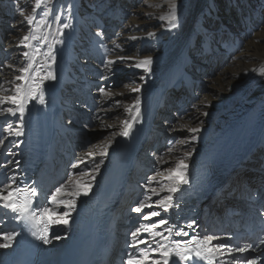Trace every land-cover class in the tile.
<instances>
[{
    "label": "bare ground",
    "instance_id": "obj_1",
    "mask_svg": "<svg viewBox=\"0 0 264 264\" xmlns=\"http://www.w3.org/2000/svg\"><path fill=\"white\" fill-rule=\"evenodd\" d=\"M9 1L10 0H7V2L2 1L1 5L4 6V4H8ZM85 1L91 4V8L94 7L91 10V15L93 13L95 14V17L99 18V23L96 26L94 33L89 35L88 40L89 43H92L93 45V47L91 48L92 51L95 53L96 51H98L99 53L98 58L96 59V57L93 56V59H96L98 61L101 69L95 67L92 64L93 62L89 63V66H85V64L82 65V67L76 66L75 61L77 58L73 57L75 62L74 65L76 67H72V62L68 61L67 63H64L62 65V70L60 72L61 74L58 75L57 69L54 68V63L50 61L51 56L48 55L50 51L52 53V49L48 45V42L44 41L43 43H41L42 41L39 40H42V38L37 34V40H29L25 42L29 44L31 48H34V53L30 52V54L33 53L32 56H30L33 60V69L27 75H34L35 70L39 69L41 76H44L49 71H51L56 77L55 80L43 81V84L41 85V88L46 89V94L44 96L45 102L41 104L40 117L43 120V132L46 142L45 159L47 168L51 169L53 168V166L62 162L63 153L65 152L64 149L71 150L73 148L72 133L77 132L78 130H85L87 127V125H84L83 128L75 127L76 114L69 117L68 120H66L64 123L65 114L63 111L64 107L60 103L61 97L63 99H72L74 98L75 94L74 90H76V101L80 105L77 106L78 109H76L75 112L88 114V117L93 118L95 121L94 123H96V125H99L97 128H106L102 126V122L103 124L111 125V127L106 128L109 131V133L106 134V138L104 137L99 142H95L92 145L90 151L84 154L85 157H81V159L78 160L79 175H71L70 179L66 182L64 180L63 174L54 173V176L57 177L58 181L61 180V182H58V187H60L61 185H65L66 193L75 192L76 188L74 187V184L77 181H83L85 183L82 186L89 187L88 195H83V193L81 192V195L76 197H71L68 195L58 197V200H68L74 198L76 201V207L72 210L64 208L62 205L49 203L48 197L54 192V190L52 189H54L55 187L51 188L48 194H44L42 196V198L46 202L45 206L54 208L58 213L70 211V215L67 217L69 223L66 226L53 225L54 230L60 234V239L58 240L59 243L61 245L67 244L69 239L74 235L77 229V222L81 218V215L85 208L86 200L95 193L96 189L101 186V184L106 180V178L114 168L116 159L118 158L127 138L119 135V132L122 129L121 122L124 119L128 118V114L127 112H125V107L132 104L136 97H139L141 111L144 102H146L151 94L150 90L152 91L154 89L156 91V105L154 103L155 107L153 106L152 113L156 112L157 114H152L149 121V127L147 125L148 130L146 127L144 136L137 146V151L134 154L128 168L125 190H131L132 192L129 184L131 183V185L134 186L135 183H137L136 174L137 176L142 175L144 169L147 171L149 170V168L153 170L155 175H151L152 178H150V184L145 187L146 191L144 192V194H142L144 198H146V201H144L146 206L142 208V210H144L145 208H151L152 211H157L163 214V217H160L159 221L162 219L166 220L167 224L160 225L159 221L157 220V223L155 225H151L149 223L150 220H146L144 218L141 219V215L138 217L143 221H148V223H142L139 227V229H141V234L138 238H142L143 240L147 241L146 246L143 248L142 252L145 249L157 248L158 244H165L169 247H172L171 232L166 231V229H171L173 225L178 201L182 197L184 191L187 190L191 182L197 176L201 175L203 170V168H201L202 165L218 152L219 153L217 157L220 155L221 157L216 163L217 174L213 178L208 180L207 185L204 189V194L201 198V211L205 215V219L201 223L202 228L200 231L199 241H202L206 236H211L214 238L211 241V245L220 243L227 245V234L220 235L219 237L215 236V234H217L218 224L220 225L227 220L237 222L234 213L241 210L253 211L255 213H258L259 215H262V217L264 218V212L263 209H261V203L264 202V190L262 191V188H259L257 189L258 191H255V193L251 197L247 195L251 191V186H253L252 181L257 180V182H260L261 185L263 184L262 186H264V178H259L258 175L252 176L249 174L251 180H253L251 182L249 180V183H244V185L241 186L243 190L242 194L244 196V198H240L241 201L244 200V205L242 206V208L236 209L234 207V204H232L231 206H228L227 209H225V215L221 216L219 214L214 215L213 213H215L216 211H212L211 215V208L209 209V204L207 208L205 207L206 202L209 203L211 199L215 198L214 190L216 188L221 186L220 189H225V184H223L225 178H229V186L227 191L232 192L233 190H236L239 194L238 189L236 188L238 184L242 183V173L230 177V174L227 175L226 171L232 172L233 170H235L234 172H236L240 170L239 168L243 167V162L249 159L251 155V160H254L256 157L264 154V148L256 149L259 143H264V44L260 45V41L257 43L255 39L254 41L250 40V42H248L247 44H245L244 42V44L242 43V45L240 38L225 40L227 33H224L223 31H233V29L229 24L230 21L224 23L222 20H220L222 18L221 16H217L219 27L215 31H212L211 29L207 31L206 29H204V34V31L200 30L202 41H200L197 46L193 47L192 52L194 53V55H199V57L202 58L201 61L204 62V60H209L211 49L214 50V47L209 45V37L211 35L212 37L213 35L217 36L216 34L218 32L222 35L221 39H219V44L226 49V52L232 51L235 48H239L240 53L238 54V57H232L231 59L227 53L220 57L216 55V53L212 54V60L210 59L209 62L213 61L212 65L217 64L216 67L218 68L221 66L222 71L224 72L223 77L217 80L218 83H215V85L219 89L215 88V85H213L212 89H207L205 91L202 90L201 93L205 94L204 97H202L201 102H199L200 104H194L193 101L190 100L191 98L188 97L185 105H181L182 109L179 111V113H183L184 110H188L190 112V117L182 122L184 126V129L181 130V133L183 132V141H191V136L193 134L188 131L189 128L198 127L200 128V131L194 134L196 136V139L194 141L181 144L179 149L176 148L175 151H173V154L169 156L167 160L162 161L156 157V154H154V147L157 145L159 146L160 143L156 141L153 129L158 121H161L162 124L169 125L168 118H163L162 115L158 114L157 112L160 111L162 105V97L165 95V102V97L168 99L170 96V86L166 82V75L164 74V70L166 64L169 63L167 62V60H175L176 62L183 61V57L191 52V47L189 46L181 54L182 50L185 47V44H181L182 46L178 45L176 53L172 56L171 52L173 50L171 51L170 45L173 42L172 40L171 42L166 41V43L160 47L159 51L156 50L157 52L155 53V57L152 58L150 72H146L143 68H140L141 70H137V74L129 76L128 74H126L127 72L123 71V73L125 72L126 78L131 83H128V85L126 84L127 88L125 90L123 89L122 92L108 91V89H110V85H112L113 83L112 81L115 80V75L117 73H121V68L130 67L134 69L132 67L134 57L136 58L137 63H139L140 60L146 58L144 56L146 48L144 49V51H142L141 47L137 48L136 46V48L133 50L135 52V56L131 57L130 54L132 51H130L127 47L130 44H136L139 41L140 43H142L143 39L147 40L144 31L148 28L151 29L150 25L154 27L153 24L156 25L158 23L156 19L154 20V16L156 15L154 12H158L159 9L161 10L162 7H164L161 5V3L163 4L165 0H131V7L126 10V14L123 13V9L120 5V0ZM143 2L145 6H147L145 13H147L148 10L150 11L149 15L151 19L148 24H146L143 19L138 18L136 15L137 12L142 9ZM182 2V0H178V3L175 4L177 16H179L178 10ZM231 2L232 0H226L225 6L227 11L228 7H230ZM22 3L27 4L28 0H24L22 1ZM22 3H20V7H23ZM10 5L13 6L15 4L11 2ZM56 5L57 3L55 1L49 4V13H52L55 10ZM159 5H161L162 7ZM254 6L256 7V9L254 10L256 17L255 21L257 22V25H259L257 31H261L259 33L262 36L264 35V0H256ZM85 9L86 6L84 10ZM237 9L240 10L239 4L237 5ZM36 12H39V10L37 9ZM133 17L136 18L135 21L128 29H125L123 22L125 20H130L131 18L133 19ZM175 23H177V20L175 21ZM200 24L201 23H199V20H197L196 25ZM21 25L22 23H17L13 27V32L7 43L8 49L5 50L6 55L8 56L7 60L10 59L9 55L12 48H15L16 55L22 54L20 47H23V44L20 43V39L24 36V28L21 27ZM97 33H100V35H97ZM241 33L243 32L240 30L236 31V35ZM18 34L21 36L17 39L18 45L14 46L13 43L11 44V41L13 42L14 37ZM260 34H257V36L260 37ZM132 37H135V39H132ZM192 38L193 37H191L190 40ZM116 45H120V47L117 48ZM163 46L166 49L162 50V48H164ZM252 48L256 51L258 50L262 52L260 53V58L254 60L251 54L248 55V53L245 52V50L250 51V49ZM18 49H20V51H18ZM148 49H150V47H148ZM92 51L90 52L91 55ZM214 51L218 52V54L221 53V50L218 49V46ZM83 55L86 62L90 60V56L86 52H83ZM119 57H131V59L120 60L118 59ZM24 60L25 59L22 54V58L19 60V64L17 67H15L14 63L9 65V70L5 74L6 77H2L5 81H3V84H1L2 88L8 89L9 91H0V96L14 94V85L17 83L24 84L25 89L28 88V84H30L31 81H28V84H25L23 81H16L14 79L15 76L22 75V73L19 72V69L23 67L22 63ZM107 60L116 61L115 64L110 66L111 71L104 67V62ZM222 60L224 62V65H221ZM38 61L42 62L43 65H38ZM164 63L166 64L163 67ZM40 66L44 68L42 71V68H39ZM191 67L192 75L193 72H198V69L193 67L192 64ZM158 71H163L160 74L159 78H165V81H163L164 86L162 87L155 86V81L152 82L153 79L151 76L156 75ZM141 77H143V79H141ZM186 77H189L192 81L191 85L187 87V91L190 94H197L198 92L192 93V85H195V82L193 83L194 80H192L188 72H186ZM153 78L157 79L156 76H154ZM79 81L81 82L80 85L78 83ZM102 82H104V86L101 88H104L105 91H108L106 93L111 94H104L103 99L100 100L98 104L99 106L95 107L93 111V113L95 114H89L87 109H93L92 104L93 100L95 101V99L86 101L84 97H81V94L85 92L86 94L89 93V95H92V91H95V89L98 92V84ZM77 83L79 88L76 87ZM181 85L183 86V84ZM181 85H176L174 87V95L178 94L175 90H178ZM133 88H139L140 91L133 92ZM162 90L164 91L162 92ZM194 91H196V87ZM120 93H123V95H120ZM148 93L149 96H147ZM37 95L38 96L35 100L29 99L25 101L23 123H21L19 111L16 112L15 116L8 113L0 115V141L4 142L2 145H0V178L7 179L6 183H12V180L10 178H14L15 180L16 176H18L21 169L23 168L25 161L30 156L34 140L33 128L36 113L34 107L35 102L39 98V93ZM89 95H86V97L89 98ZM182 95L186 96V93ZM184 96H181V98ZM117 100L121 101V104L119 106L116 105ZM6 108L16 109V105L11 104L10 102H4L0 104V109ZM205 113H207V115H205ZM184 114H186V111ZM183 126L179 127L178 130L182 129ZM18 131L20 132V135L16 134ZM61 142L62 145L60 146ZM219 142L221 143L220 146L216 147ZM66 144H68V146H66ZM105 145H108L107 155L102 158L99 155V152ZM187 149L188 152H191V155L187 157L185 161L188 164L186 175L189 182L187 184L179 185L178 191L174 193L170 192L171 194L168 195L169 191H167V188L174 183L173 180L168 179V169L175 167L176 161L179 158L184 157V153ZM89 153H92L93 155L90 156L88 155ZM225 153L226 155L223 157ZM257 160L260 165L254 163L252 165L264 170V160L260 158H258ZM97 164L99 165V170L94 172L93 169ZM59 166L61 167L62 164H60ZM51 171L54 172V168ZM80 173H86V175L81 177ZM14 185L15 183L12 184L13 188ZM152 189H155V192L151 191ZM253 189L254 188H252V190ZM169 196L172 197L170 202L171 206L165 210L160 202ZM128 197V195L124 197V200L121 202V208H119V210L115 213V217L112 221V229H114L116 232L118 229L117 223L120 219L119 216L117 217L118 212L122 211L123 214V210H126L127 206L130 204V201H128L130 199H128ZM150 219H156V217H151ZM208 224L212 225L211 229L213 230L212 233H214V235H211L210 231L204 229V227H206V225ZM146 228L150 229L151 232L162 233L163 237H166L167 239H163L160 236L153 237L151 235V232L144 231V229ZM4 233V231L1 232L0 237H2ZM117 235L119 237V234ZM13 242L14 240L10 243L9 247L13 244ZM9 247L0 248V262L4 261ZM231 249L233 248L228 245V249L222 250L224 252V255H217L218 264L220 261H228L230 262V264H242V262H240V260L238 259L240 255H247L246 259H256L257 261L260 260V254L255 253L250 248H247L244 253H233V257H235V259H233V257L227 255V252ZM160 257L161 256L159 255V251L150 253L149 260L146 261V264H151V261L158 260Z\"/></svg>",
    "mask_w": 264,
    "mask_h": 264
},
{
    "label": "rangeland",
    "instance_id": "obj_2",
    "mask_svg": "<svg viewBox=\"0 0 264 264\" xmlns=\"http://www.w3.org/2000/svg\"><path fill=\"white\" fill-rule=\"evenodd\" d=\"M2 1L7 2V0H0V86L1 84H3V81H5L3 78L6 77L5 74L6 72H8L9 70L8 68L10 64L14 63L15 67H17L19 64V60L22 58V54L24 52H28L29 56H32V54L34 53V48H31V46L27 48L24 46L20 47L21 53H22L21 55H16L15 48H12L10 50V55H9V58L12 60L10 59L7 60L8 56L6 55L5 50L8 49L7 48L8 40L11 37V34L13 32L14 25L17 23L19 24L22 23L21 27L24 28V31H23L24 35L27 34V31H28L27 29L31 27L32 29H35V35L37 34L41 36L42 40L41 39L39 40V41H42L41 43H43L44 41L48 42V45L52 49V56L55 57V59L53 60L51 56L50 61L54 63V68L57 69L58 75L61 74L60 72L62 70V65L64 63H67L68 61L72 62V67H76V66L82 67V65L84 64L85 66H89V63L93 62L92 64L95 67L101 69V66L98 64V61L96 60L98 58L99 53L98 51H96V53L92 51L91 48L93 47V45L92 43H89V40H88L89 35L94 33L95 28L99 23V18L95 17V14L93 13L91 15V10L94 7L91 8L90 3H87L85 0H52V1L43 0L41 8L38 9L39 12H36V17H37L36 21H39L41 17H43L42 14H44V12L47 11L48 15L44 17L47 23L44 26L37 28L36 21H34L31 26H28L27 23L24 22V17L21 15V11H20L21 9H23L25 15L32 14V9L35 6V0H28L27 4L22 3V1L24 0H10L9 3L4 4V6L1 5ZM53 1H55L57 5L55 7V10L52 13H49L48 7H49V4ZM182 1L183 2L179 6L180 7L178 10L179 13L177 12L179 16H177L178 17L177 23H176L177 26L175 28H172L170 23L167 20H161L159 17L167 13L170 2L176 4L178 3V0H165L163 4L161 3V5L164 7L159 5L162 7L161 9L162 11L159 9L158 12L157 11L154 12L156 14L154 16V20L156 19L158 23L156 25L153 24L154 27L150 25L151 29L148 28V29H145L144 31V33L147 35V36L145 35L147 40L143 39L142 43H140L139 41L136 44L132 43L127 47L130 51H132L130 54L131 57L135 56V52L133 50L136 48V46L137 48L141 47L142 51H144V49L146 48L144 52V56L146 58L150 57L151 59L155 57V53L160 50V47L163 44H165L166 41L171 42L172 40L173 42L170 45L171 51L173 50L171 52L172 56L176 53V49H178L177 48L178 45L185 44V47L182 50L181 54L189 46L191 47V52L185 55V57H183V61L176 62L175 60L174 61L167 60V62L169 63L163 64V67L166 64L164 74L166 75V82L170 86L169 87L170 96L168 99L165 97V102H164L165 95L162 97V105H161L160 111H157V112L158 114H161L163 118L165 119L168 118L169 125L162 124L161 121H158L155 124L154 129H153L154 137L156 138V141L160 143L159 146L157 145L154 147V150H155L154 154H156L157 155L156 157L162 161L167 160L169 156L173 154V151H175L176 148L179 149L180 145L183 144V143H180V141H183V137H182L183 132L181 133V130L184 129V126L182 122L187 120L190 117V112L188 110H184L183 113H179V111L182 109L181 105H185L186 101L188 100V97L191 98L190 100L193 101L194 104L201 102L202 97H204V94H205V93H201V91L212 89L213 85H215V83H218L217 80L221 79L224 75V72L222 71L221 66L218 68L216 67L217 64L212 65L213 61L209 62L210 59L212 60L211 58L213 57L212 54L216 53V55L220 57L227 53L231 59L232 57H236V56L238 57V54L240 53L239 48H235L232 51L226 52L225 51L226 49L220 46L219 44V39H221L222 35L221 33L218 32L217 34L215 33L217 36L213 35L212 37L211 35L209 37L210 39L209 45L214 47V50L218 46V49L221 50V53L218 54V52H215L214 50L211 49L209 60L207 61L204 60V62L201 61L202 58L199 57V55H194V53L192 52L193 47L197 46V44L200 43V41H202L200 30L204 31V34H205L204 29H206L207 31H209V29H211L212 31L213 30L215 31L219 27V21L217 19V16H221L222 18L220 20H222L224 23H226L227 21H230L229 24L231 25L233 29V31H229V30L223 31L224 33H227L225 40H229V39L232 40V39L240 38L241 45H242V43L244 44V42L245 44H247L248 42H250V40L254 41L255 39L257 43L260 41L259 42V44L261 43L260 45L264 44V35L261 36V34L259 33L261 31H257V28L259 25H257V22L255 21L256 17H255L254 10L256 9V7L254 5H255L256 0H245V1L232 0L230 7H228V11L226 10V6H225L226 0H182ZM11 2L14 3L15 5L11 6L10 5ZM20 3L23 4V7L19 6ZM218 4L220 8L218 7ZM238 4L240 6V10L237 9ZM120 5L123 9V13L126 14V10L131 7V0H120ZM85 6H86V9L84 10ZM146 7L147 6H145L143 2L142 9L140 10L141 12L137 10L138 12L136 15L138 18L143 19V21L146 22V24H148L151 17L149 15L150 14L149 10L147 11V13H145ZM135 19L136 18L133 17V19L131 18L130 20H125L123 22L125 29H128L133 24ZM197 20H199V23H201L200 25H196ZM64 23L69 24L70 27L67 29H63L62 25ZM237 30L242 31L243 33L236 35ZM148 33H153V35L148 36ZM257 34L258 35L260 34V37L257 36ZM20 36L21 35L19 34L15 36L13 42L11 41V44L13 43L14 46L18 45L17 39L20 38ZM191 37L193 38L190 40ZM148 47H150V49H148ZM20 49H18V51H20ZM164 49L166 48L165 47L162 48V50ZM91 51H92V55L90 53ZM30 52H33V53L30 54ZM83 52L84 53L86 52L90 56L89 61L86 62L84 60ZM245 52L248 53V55L251 54L254 60L260 58L261 57L260 53H262L258 50L257 51L254 50L253 48L250 49V51L245 50ZM246 53H243V54H246ZM93 56L96 57L95 60L93 59ZM73 57L77 58L75 61L76 66L74 65L75 62H74ZM189 58H190V61H189ZM24 59L25 60L23 61L22 66H26L29 63L28 58L24 57ZM40 64L43 65L42 62L38 61V65ZM135 64H137V60L134 57L133 62H132V67L134 69L130 67L121 68L120 70L121 73H117L115 75L114 77L115 80L112 81L113 83L112 85H110L109 87L110 89H108V91L122 92L123 89L125 90L127 88L126 84L128 85V83H131L126 78L125 72H127L126 74H128L129 76H133L134 74L138 73L137 70L139 71L141 70L138 67H134ZM191 64L193 67L198 69V72H195L197 74L193 72V75H192ZM221 65H224L223 60H222ZM39 68H42L41 71L44 69L42 66H40ZM123 71L125 72L123 73ZM162 72L163 71H158L156 75L151 76L153 79L152 82L155 81L154 82L155 86H161V87L164 86L163 81H165L164 80L165 78L163 79L159 78ZM186 72H188L192 80H194L193 83L195 82V85H192L193 86L192 93L198 92L197 94H190L187 91V87L191 85L192 81L190 80L189 77H186ZM154 76H156L157 79H154L153 78ZM78 83L79 85L81 84L80 81ZM78 83L76 84L77 88H79ZM181 84H183V86ZM176 85H181V87L178 90H175L176 93L178 94L174 95L173 90L175 89L174 87ZM103 86H104V82L98 84L99 91L97 92V90L95 89V91H92L93 94L91 92L92 95H89V93L86 94L85 92L81 94V97H84L86 101H89L90 99H95V101L93 100V104H92L93 109L91 110L87 109L89 114H95L93 113L95 107L99 106L98 104L100 100H102L104 94L108 92V91H105V93H101L100 88ZM194 86L196 87V91H194L195 89ZM215 88L219 89L216 85H215ZM42 90H43V95L45 96L46 89L42 88ZM164 90H162V92ZM74 93H75L74 98L72 99H68V98L63 99L61 97L60 103L64 107L63 111L65 114L64 123L66 120H68L69 117L74 116V114H76V121H75L76 126L75 127L83 128L84 125H87V127L85 130H78L77 132L72 133L73 148L71 150L64 149L65 152L63 153V160L61 163L57 164V166L62 164L64 171H65V174H63V177L65 175L66 182L70 179L71 175H74V174L79 175L78 160L81 159V157L82 158L85 157L84 154L90 151V149L92 148V145L95 142H99L104 137L106 138V134L109 133V131L106 128H97L99 125H96V123H94L95 122L94 119L89 118L88 114L75 112L76 109H78L77 106L80 104L77 103L76 101L77 91L74 90ZM149 93L147 96H149ZM185 93H186V96L182 95ZM86 95H89V98L86 97ZM181 96H184V97L181 98ZM154 103L156 105V99ZM185 111H186V114H184ZM152 112L149 117V121H150L152 114L156 113V112L154 113ZM149 121H148V127H149ZM180 125H182L183 128L178 130L179 127H182ZM148 127H147V130H148ZM220 144L221 143L219 142L216 145V147H219ZM61 145H62V142L60 143V146ZM66 146H68V144H66ZM169 148H172L173 150L169 152ZM260 148H264V143H259L257 145L256 149H260ZM186 152H188V149L186 150ZM225 155L226 153L223 155V157ZM251 156L249 157V159L243 162V167L239 168L240 170L236 172H234L235 170H233L232 172L226 171L227 175L230 174V177L237 175L239 173H242L243 175L242 183L238 184L237 188L235 187L236 189H238V192H239V194L236 192L237 195L242 194L243 190L241 186H243L244 183L247 184L249 183L248 182L249 180L250 182L253 180V179L251 180V177L249 176V174L252 176L258 175L259 178L260 177L264 178V174H263L264 170L252 165L253 163L260 165L257 159L260 158L264 160V154L256 157L254 160H251ZM223 157H222V160H223ZM250 168H255L256 174ZM249 169L251 171H249ZM66 171H67V180H66ZM148 171L144 169L142 172V175L137 176L136 174L137 183H135L134 186L131 185V183L129 184V187L132 189V192L139 191L140 195L144 194V192L146 191L145 187L148 186V184H150V178H152L154 174V171L151 170L150 168ZM228 181H229V178L227 179L225 178L224 183L222 182L223 184H225V187H224L225 190H228V186H229ZM252 185L253 186H251V189L253 187H257V189H259L258 186H260L261 184L260 182H257V180H255V181H252ZM220 188L221 186H219L218 188L214 190L215 198L211 199L209 203L207 202L205 203L206 208L208 204L210 205L209 209L211 208V215H212V211H216L215 213H213L214 215L219 214L221 216H224L226 213L225 208L223 207L224 202L222 203L221 198H219L221 201L212 204L213 200L216 199L217 197L216 192ZM263 190H264V186H262V191ZM226 192L227 194L230 193L228 191ZM170 194L171 193L169 192L168 195ZM141 198H142V201H146V198H144L143 195L141 196ZM128 199H130V197H128ZM137 203L139 205L140 202H137ZM217 206H220V207H217ZM127 207L128 208H126V210H123V214L121 213V215L119 216L120 219L118 220V223H117V228L120 229L121 219L122 218L127 219L126 224L122 225L123 227L122 229L125 230L124 233H121L122 235L125 234L126 231L129 228H131V226L135 227L134 229L135 231L137 228L140 227L142 223H148V221H143L141 219H143L144 216L149 215L152 211L151 208H145L144 210H141L140 213H137L133 211V209L136 208V205L130 204ZM127 209H129L130 211H128ZM131 210L133 212H131ZM140 215H141V219L138 218ZM157 217L156 219H148L150 220L149 223L151 225H155L157 223V220L159 221L160 217H163V214L160 213V215ZM128 221H129V225L127 224ZM119 237H120V234H119ZM158 260H161V257Z\"/></svg>",
    "mask_w": 264,
    "mask_h": 264
},
{
    "label": "snow or ice",
    "instance_id": "obj_3",
    "mask_svg": "<svg viewBox=\"0 0 264 264\" xmlns=\"http://www.w3.org/2000/svg\"><path fill=\"white\" fill-rule=\"evenodd\" d=\"M43 0H35V6L32 9V14L25 15L23 9H21V15L24 17V22L27 23L28 26H31L34 21H36V10L41 8ZM48 15V12L45 11L43 14V17L39 21H36V27L40 28L44 26L47 21L44 19ZM161 20H167L169 21L172 28H175L177 24L175 21L177 20L176 15V5L175 3H171L169 5L168 11L165 15H162L159 17ZM70 25L67 23H64L62 25L63 29L69 28ZM97 35H100V33H97ZM149 36H152L153 33H148ZM38 37L35 35V29H32L29 27L27 34L24 35L20 39V43L23 44L24 47H29V44L25 43L29 40H37ZM46 39V38H45ZM132 39H135V37H132ZM62 42V41H61ZM117 48L120 47V45H116ZM49 56H52L51 51L48 53ZM23 56L29 59V63L26 66H23L19 69V72L22 73V75H17L14 77L16 81H23L25 84H28V81H31L30 84H28V88L25 89L24 84H15L14 85V94L10 95H4L0 96V104L4 102H10L11 104L16 105V109L13 108H6V109H0V115H3L5 113L11 114L13 116L16 115V112L19 111L20 113V120L21 123H23V115L25 112V101L26 100H35L37 98V94L39 93V102L43 104L44 101V95L43 90L41 88V85L43 84V81L45 80H55V76L51 71H49L46 75L41 76L40 70L36 69L34 75H27L30 73V71L33 69V63L32 57L29 56L28 52H24ZM52 59L54 60L55 57L52 56ZM118 59L124 60V59H131V57H119ZM115 60H107L104 62V67L111 71L110 66L115 64ZM151 64L152 59L150 57L144 58L143 60H140L139 63L135 64V67L143 68L146 72L151 71ZM143 79V77H141ZM0 91L8 92V89L2 88L0 86ZM101 93H105V89H100ZM133 92H139V88H133ZM105 94H111V93H105ZM120 95H123V93H120ZM121 104V101L117 100L116 105L119 106ZM125 112L128 114V118L124 119L122 124V129L119 132V135L128 137L130 132L133 129V126L136 122H138L140 118V99L139 97H136L132 104L125 107ZM207 115V113H205ZM103 127H111V125L103 124ZM11 127V126H9ZM188 131L192 133L191 141H194L196 139L195 133H198L200 131V128L193 127L189 128ZM17 135H20V132L18 131L16 133ZM191 141H180V143H190ZM4 142L0 141V145H2ZM107 147L108 145H105L102 150L99 152V155L103 158L107 155ZM173 149L169 148V152H171ZM88 155H93L92 153H89ZM191 155V152H185L183 158H179L174 168L168 169V179L173 180L174 183L170 186H168L167 191L169 192H176L178 191V187L181 184H187L188 178L186 175L188 164L185 162L187 157ZM99 165L97 164L93 171H98ZM86 175V173H80V176L83 177ZM12 180V183H6L3 188H0V207H3L4 209L9 210L12 213L16 214V219L22 220L25 223L28 221H35L38 224L43 225V227L37 231H33L31 234L36 237V239L41 240L44 244L50 243L49 239V229L53 225H67L69 223L67 217L70 215V211L68 212H61L58 213L54 208L47 207V206H36L33 207V199L38 196V192L36 188H32L28 196L24 197L23 199L20 198L18 195L20 193V189L16 188L14 189L12 187V184L15 183L14 178H10ZM85 182L83 181H77L74 184V187L76 188L75 192L72 193H66L65 192V185H61L60 187H57L55 191L48 197V201L51 204H57L62 205L64 208H67L69 210H72L76 207V201L74 198L68 199V200H58V197L68 195L71 197H76L81 195V192L83 195H88L89 193V187L82 186ZM151 191L155 192V189H152ZM172 197H166L163 201L160 202V204L165 208V210L170 207ZM145 202L141 201L140 205L133 209V211L140 213L142 208H144ZM160 213L157 211H152L149 215L144 216V219H150L151 217H157ZM160 225H166V220H160ZM144 231L151 232L150 229H144ZM166 231L171 232V229L168 228ZM141 234V229L137 228L135 231L131 233L132 238L136 241V243L130 245V247H137L138 244H146L147 241L143 239H138V237ZM18 235L16 232H5L3 234L2 238L5 243H0V248H7L9 247L10 243L15 239V237ZM151 235L153 237L160 236L163 239H167L166 237H163V234L160 232H151ZM186 235V233H185ZM54 239H60L58 235H53ZM214 238L211 236H206L202 241H197L195 243V247H191L193 242H186L183 246H181V242L175 241L174 247H169L165 244H158L157 248L152 249H145L143 252H141L138 256H134L132 254L128 255V259L126 264H146V261L149 260L150 253H154L159 251V255L162 257V260H153L151 261V264H169L171 261V264H198L199 261H206L207 264H218L217 262V255H224V252L222 250L228 249V245L220 243L216 245H211V241ZM261 243H264V241H261ZM246 251L243 247H235L227 252V255L230 257H233V253H244ZM255 251V249H253ZM235 259V257H233ZM219 264H230L228 261H220ZM242 264H258V261L256 259H245L243 260Z\"/></svg>",
    "mask_w": 264,
    "mask_h": 264
}]
</instances>
